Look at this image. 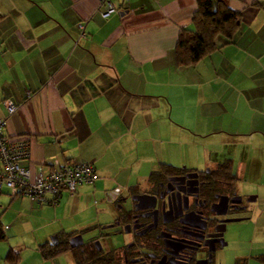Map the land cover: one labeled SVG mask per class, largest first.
Wrapping results in <instances>:
<instances>
[{
	"label": "crops",
	"instance_id": "0c3cea01",
	"mask_svg": "<svg viewBox=\"0 0 264 264\" xmlns=\"http://www.w3.org/2000/svg\"><path fill=\"white\" fill-rule=\"evenodd\" d=\"M100 1L0 0L6 134L30 138L37 171L87 163L98 176L57 206L1 192L0 264H76L71 253L44 259L39 247L81 234L74 218L108 234L116 210L105 197L147 188L164 166L215 170L226 162L249 199L238 241L259 246L235 264H264V0H221L241 14V30L193 67L177 66L175 47L198 0H116L108 18ZM11 251L18 261L7 259Z\"/></svg>",
	"mask_w": 264,
	"mask_h": 264
},
{
	"label": "flooded vegetation",
	"instance_id": "af4514ba",
	"mask_svg": "<svg viewBox=\"0 0 264 264\" xmlns=\"http://www.w3.org/2000/svg\"><path fill=\"white\" fill-rule=\"evenodd\" d=\"M114 202L116 217L108 225L111 231L95 237L94 245L119 234L129 237L123 248L112 249L119 251L123 264H217L216 252L227 245L229 223L224 221L243 219L249 209V199L241 194L237 182L209 168L167 174L147 188L119 194ZM120 205L131 212L125 214ZM224 211V215L217 214ZM182 222L207 226V230ZM79 235L70 238L72 243L79 242Z\"/></svg>",
	"mask_w": 264,
	"mask_h": 264
},
{
	"label": "trees",
	"instance_id": "16d2710c",
	"mask_svg": "<svg viewBox=\"0 0 264 264\" xmlns=\"http://www.w3.org/2000/svg\"><path fill=\"white\" fill-rule=\"evenodd\" d=\"M241 23V14L229 8L221 0H198L192 26L183 28L179 32L175 47L177 66L193 67L198 65L220 48L219 38L225 39L224 45L232 43L241 30ZM230 170V164L226 162L212 171L234 180ZM176 171L179 170L164 166L162 172L151 175L150 181H156L160 177ZM72 236L74 235L60 234L56 243L40 245L42 257L52 259L65 253H71L76 264H123L119 251H105L104 248L99 250L94 245L95 237L86 241L81 247L72 248L69 243ZM4 240H6V236L0 222V241ZM7 259L16 262L19 260V256L11 251L8 253Z\"/></svg>",
	"mask_w": 264,
	"mask_h": 264
},
{
	"label": "built area",
	"instance_id": "2783aa9c",
	"mask_svg": "<svg viewBox=\"0 0 264 264\" xmlns=\"http://www.w3.org/2000/svg\"><path fill=\"white\" fill-rule=\"evenodd\" d=\"M115 2L100 1L102 17L108 18L118 12ZM79 28L85 36V25L80 24ZM4 106L9 115L17 111L10 100L4 101ZM7 125V120L0 119V193L7 192L12 198H27L38 205L57 206L63 196H74L81 187L95 184L96 170L87 163L70 162L55 165L47 172L37 171L30 162V138L7 135Z\"/></svg>",
	"mask_w": 264,
	"mask_h": 264
},
{
	"label": "rangeland",
	"instance_id": "374dc122",
	"mask_svg": "<svg viewBox=\"0 0 264 264\" xmlns=\"http://www.w3.org/2000/svg\"><path fill=\"white\" fill-rule=\"evenodd\" d=\"M106 201H108V199L105 197L103 202H106ZM101 203H102V201H101ZM99 208H101V207L99 206ZM241 223H243V222L229 223L228 224L227 230L225 233V241H226L227 245L225 247L219 249L216 252L217 264H235L236 263V257L241 255L242 253L243 254L249 253L250 255H253L252 252H254V254L257 253L256 249L259 248V246H257L256 249H254V251H252L250 244H249V246L248 245L245 246V244L242 245L238 241L239 232H240L239 229L241 227L240 226ZM71 224L76 226L74 229L76 232L78 231V232H81V234H83L85 241H89L91 238L97 237L95 235V234H97V232L94 233L95 231H92L93 229L83 230V228H85L86 226L81 227V225H79V219H77V218H74L73 220L71 219L70 225ZM71 230H73V229H71ZM249 235L250 234L248 232L247 236L249 237ZM53 237H51L50 240H52ZM128 240H129V237L125 236L124 234L123 235L119 234V235L112 236L109 239L103 240L102 242L101 241L100 242L102 243V247L105 249V251H111L112 249H114L118 246L122 247L124 243L128 242ZM250 258L251 257H249V259ZM254 258L251 259L249 264H260V262H257L256 259H254Z\"/></svg>",
	"mask_w": 264,
	"mask_h": 264
},
{
	"label": "water",
	"instance_id": "95a60500",
	"mask_svg": "<svg viewBox=\"0 0 264 264\" xmlns=\"http://www.w3.org/2000/svg\"><path fill=\"white\" fill-rule=\"evenodd\" d=\"M121 193V191L120 192H116V193H114L113 195H111L109 198H108V201H112V200H115V199H117V197H118V195ZM133 200H135V199H133ZM119 209H123V211H124V213H126V214H129L130 212H131V209H129L126 205H120V208ZM227 213V211H224V212H222V213H217L218 215H224V214H226ZM197 215V214H196ZM186 217H187V215H186ZM185 217V218H186ZM197 217L200 219V221L201 222H204V223H206V220L203 218V217H201L200 215H197ZM243 219H241V218H233V219H228V220H225L224 221V223L225 224H227V223H238V222H241ZM183 223V222H182ZM183 225H185L186 227H192V228H196V229H198V230H201V231H206L207 230V226H205V227H199V226H194V225H191V224H189V223H187V222H185V223H183ZM125 231H126V233L128 234L129 232H130V230L129 229H125ZM210 236H216V235H210ZM208 237V236H207ZM78 239H79V242L78 243H72V241L70 240V246L72 247V248H76V247H79L80 245H82V244H84V238H83V236L82 235H79L78 236ZM52 243H56L57 241H58V237H53L52 238ZM96 246L98 247V249L99 250H101L103 247H102V244H101V242L100 241H97L96 242ZM215 250V249H214Z\"/></svg>",
	"mask_w": 264,
	"mask_h": 264
}]
</instances>
